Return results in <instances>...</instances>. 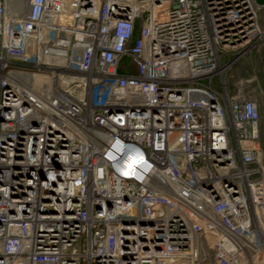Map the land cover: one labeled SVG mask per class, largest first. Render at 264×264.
<instances>
[{
	"label": "built area",
	"instance_id": "obj_1",
	"mask_svg": "<svg viewBox=\"0 0 264 264\" xmlns=\"http://www.w3.org/2000/svg\"><path fill=\"white\" fill-rule=\"evenodd\" d=\"M262 8L0 0V264H264Z\"/></svg>",
	"mask_w": 264,
	"mask_h": 264
},
{
	"label": "rangeland",
	"instance_id": "obj_2",
	"mask_svg": "<svg viewBox=\"0 0 264 264\" xmlns=\"http://www.w3.org/2000/svg\"><path fill=\"white\" fill-rule=\"evenodd\" d=\"M260 24L264 32V8L259 12ZM135 67L131 61L126 58L122 62L121 71L131 72ZM239 81H243L245 90L248 95L255 97L260 105L261 125H260V139L258 141V148L261 151L262 164L264 167V43L253 53L240 59L233 68L229 71L227 76V82L235 84ZM183 259H177L176 263H183ZM204 264H212L211 259L208 258Z\"/></svg>",
	"mask_w": 264,
	"mask_h": 264
},
{
	"label": "bare ground",
	"instance_id": "obj_3",
	"mask_svg": "<svg viewBox=\"0 0 264 264\" xmlns=\"http://www.w3.org/2000/svg\"><path fill=\"white\" fill-rule=\"evenodd\" d=\"M39 216V218H43L46 221H54V220H58L56 218V216L54 214H49V213H45V212H39V214H37ZM176 262H172L171 264H175Z\"/></svg>",
	"mask_w": 264,
	"mask_h": 264
},
{
	"label": "water",
	"instance_id": "obj_4",
	"mask_svg": "<svg viewBox=\"0 0 264 264\" xmlns=\"http://www.w3.org/2000/svg\"><path fill=\"white\" fill-rule=\"evenodd\" d=\"M258 4L264 5V0H256Z\"/></svg>",
	"mask_w": 264,
	"mask_h": 264
}]
</instances>
